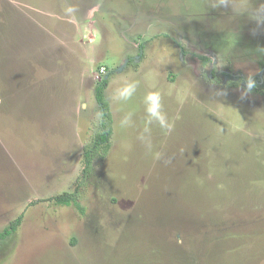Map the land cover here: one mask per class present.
<instances>
[{
	"label": "rangeland",
	"instance_id": "1",
	"mask_svg": "<svg viewBox=\"0 0 264 264\" xmlns=\"http://www.w3.org/2000/svg\"><path fill=\"white\" fill-rule=\"evenodd\" d=\"M20 216L0 264H264V0H0V232Z\"/></svg>",
	"mask_w": 264,
	"mask_h": 264
},
{
	"label": "trees",
	"instance_id": "2",
	"mask_svg": "<svg viewBox=\"0 0 264 264\" xmlns=\"http://www.w3.org/2000/svg\"><path fill=\"white\" fill-rule=\"evenodd\" d=\"M137 65H135L136 67ZM106 84L103 80L96 88V98L101 108V131L97 136L84 147V169L79 176L80 183H85L86 179L94 172V162L97 158L104 159L111 147V136L114 129V117L111 111V105L106 98ZM81 179V180H80ZM80 193L77 189L73 193H66L56 198V202L62 205H75L80 211L84 212V207L80 202ZM22 223V216L7 226L0 232V242L15 233Z\"/></svg>",
	"mask_w": 264,
	"mask_h": 264
},
{
	"label": "clouds",
	"instance_id": "3",
	"mask_svg": "<svg viewBox=\"0 0 264 264\" xmlns=\"http://www.w3.org/2000/svg\"><path fill=\"white\" fill-rule=\"evenodd\" d=\"M244 83L247 84L248 88L251 89L255 86V82L251 80V78H246ZM133 91V86H127L123 89H120L118 92V95L121 98H128L131 95V92ZM147 99L151 101V104L148 108V111L151 113L153 117H155L159 123L160 126L165 131H171L173 125L171 122L168 121L167 116L165 113H162L161 108V94L157 91L149 92L147 95Z\"/></svg>",
	"mask_w": 264,
	"mask_h": 264
}]
</instances>
